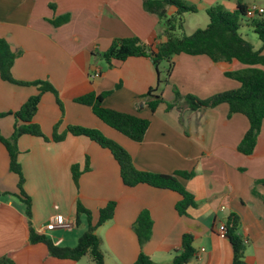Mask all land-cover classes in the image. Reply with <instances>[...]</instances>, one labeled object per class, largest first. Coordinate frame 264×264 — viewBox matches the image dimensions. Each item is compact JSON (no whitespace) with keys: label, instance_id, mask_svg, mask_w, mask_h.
<instances>
[{"label":"crops","instance_id":"0c3cea01","mask_svg":"<svg viewBox=\"0 0 264 264\" xmlns=\"http://www.w3.org/2000/svg\"><path fill=\"white\" fill-rule=\"evenodd\" d=\"M183 1L206 15L216 5L233 12L239 1L246 7L255 4L252 0ZM175 12L174 7L168 10L169 15ZM64 15L70 17L68 23L52 24ZM159 28L160 19L144 10L143 0H0V39L13 52H23L12 68L13 79L46 82L58 92V99L51 92L42 96L34 118L45 138L25 135L17 143L24 192L32 202V228L58 246L75 248L89 228L86 215L76 224L78 203L91 212L96 224L99 211L115 202L114 218L96 229L105 264H134L141 252L156 264H172L186 234L194 237L197 253L188 264H233L231 245L217 232L230 216H237L247 264H264V185L258 183L264 180V121L254 153L244 155L238 146L249 129L245 116L229 117L227 104L191 111L183 101L170 111L162 104L152 112L146 103L153 97L142 98L157 85L152 59L108 64L103 58L118 39L137 37L156 48L164 40ZM173 63L169 83L157 92L169 104L176 101L174 88L182 96L201 100L240 88L225 76L243 68L236 61L227 67L205 55L182 54ZM164 64L162 78L168 66ZM96 73L100 77L95 78ZM38 89L0 78V115L20 110ZM107 91L113 93L103 102L106 108L150 121L142 142L132 141L97 118L89 106L75 102ZM15 124L14 116H0L1 136L9 139ZM70 126L98 130L125 149L139 171L193 172L192 179L180 181L194 195L197 207L181 216L175 208L181 199L178 193L145 184L125 186L111 151L87 137L67 134L61 142L53 140ZM74 166L81 172L79 187L73 180ZM143 210L151 214L153 233L141 248L133 226ZM55 216H63L71 228L47 231ZM29 237L18 177L10 170L9 154L0 141V258L15 264H92L88 256L78 262L53 258L47 246L33 245Z\"/></svg>","mask_w":264,"mask_h":264},{"label":"trees","instance_id":"16d2710c","mask_svg":"<svg viewBox=\"0 0 264 264\" xmlns=\"http://www.w3.org/2000/svg\"><path fill=\"white\" fill-rule=\"evenodd\" d=\"M50 7L54 8L53 4ZM170 7L176 8L173 15H169ZM143 8L146 12L157 15L160 19L159 35L164 38L156 48L144 44L137 37L115 40L111 47L103 54L104 60L111 64L112 61H126L130 58L150 57L157 69L158 81L155 88L150 89L145 97H153L147 106L152 112H156L159 106L166 104L170 111L180 101H183L191 111L214 109L222 104L229 106V117L235 114L245 116L249 121V129L238 146V151L244 155L254 153L257 140L264 121V17L259 16L250 20V26L262 43L260 50H255L253 44L241 33L243 17H246L247 8L239 1L237 9L233 12L226 10L221 5H216L207 11L209 25L206 29L197 30L192 35H178L185 26V15L196 14L195 6L185 3L183 0H143ZM70 17L64 15L52 22L56 27L69 22ZM248 20V21H249ZM22 51L13 52L9 43L0 39V78L8 83L20 86H36L38 94L29 98L26 103L15 113L2 114L1 117L14 116L16 124L13 134L5 139L0 134V141L7 149L10 158V170L18 177L19 197L25 205V214L30 224V242L33 245L44 244L47 246L51 257L59 260H71L78 262L84 257H90L92 264H105L104 253L101 248V240L96 235V229L114 218L116 203L110 202L99 211V219L93 224L91 212L80 203L77 208L76 224L80 225V216L86 215L88 230L80 238L75 248L61 247L45 235L37 234L32 228V202L24 192L25 177L19 164V149L17 146L20 137L25 135L45 138L41 128L34 122L42 96L51 92L58 99L56 89L46 82L25 83L18 82L12 77V68ZM186 54L189 56H208L215 64L231 67L234 61L243 66L239 70L227 71L225 76L240 84L237 90H231L216 94L209 99L201 100L195 96H182L177 88H174L175 103H167L161 94H157L161 85L169 83L172 72L173 59L176 56ZM166 63L167 70L164 78L160 67ZM120 86L117 85V89ZM113 93L107 91L100 95L91 93L77 98L76 103L89 106L95 116L109 127L123 134L135 142H142L149 129L150 121L135 115L125 114L106 108L104 100ZM67 134L84 136L96 142L101 147L111 151L121 170L123 183L127 187H136L141 184L153 188L171 190L178 193L181 199L176 204V211L181 216H187L189 210L197 207L194 197L181 183L180 179L190 180L193 172L177 171L174 174H154L142 172L135 168L131 156L121 146L105 138L101 132L95 129L70 126L64 135H54L55 142H61ZM88 170V165L86 166ZM81 172L78 166L73 167V180L79 187ZM264 185V180L258 181ZM134 231L141 248L151 240L153 233V220L148 210H143L137 218ZM226 238L233 252V264H247L245 260L246 246L239 235L240 219L230 216L226 223ZM194 237L190 234L183 236L181 248L176 252L172 264H188L197 255L193 246ZM0 264H15L8 258H0ZM134 264H156L144 252H141Z\"/></svg>","mask_w":264,"mask_h":264},{"label":"rangeland","instance_id":"374dc122","mask_svg":"<svg viewBox=\"0 0 264 264\" xmlns=\"http://www.w3.org/2000/svg\"><path fill=\"white\" fill-rule=\"evenodd\" d=\"M248 1H250V0H248ZM252 1H255V4H257L258 6L264 7V0H252ZM248 20L249 19H247L245 17L242 18V20H241V23H242L241 33L247 40H249L253 44V46L256 50H260L262 48V43L258 39L257 35L253 32V30L249 24L250 20L249 21ZM185 22H186V24L184 26V29L181 32H178V35L190 36L197 30L206 29L207 26L209 25V18L206 15V13H204V12H200L197 14H187L186 18H185ZM164 67H165V64H163L160 69L164 70ZM163 74L166 75L165 72ZM74 229H77V228L75 227Z\"/></svg>","mask_w":264,"mask_h":264},{"label":"built area","instance_id":"2783aa9c","mask_svg":"<svg viewBox=\"0 0 264 264\" xmlns=\"http://www.w3.org/2000/svg\"><path fill=\"white\" fill-rule=\"evenodd\" d=\"M262 15H264V9L261 6H258L257 4H253L247 8V12H246L247 19H255ZM94 77L95 78L100 77V73H96ZM69 228H71V224L63 216L52 217L49 223L45 227L47 231H54L56 229L66 230ZM226 231H227L226 223H224L219 227L217 233L222 238H226Z\"/></svg>","mask_w":264,"mask_h":264}]
</instances>
